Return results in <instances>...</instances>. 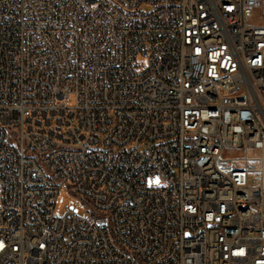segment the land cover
Wrapping results in <instances>:
<instances>
[{
	"label": "built area",
	"instance_id": "built-area-1",
	"mask_svg": "<svg viewBox=\"0 0 264 264\" xmlns=\"http://www.w3.org/2000/svg\"><path fill=\"white\" fill-rule=\"evenodd\" d=\"M0 201V264H264V0H0Z\"/></svg>",
	"mask_w": 264,
	"mask_h": 264
},
{
	"label": "rangeland",
	"instance_id": "rangeland-1",
	"mask_svg": "<svg viewBox=\"0 0 264 264\" xmlns=\"http://www.w3.org/2000/svg\"><path fill=\"white\" fill-rule=\"evenodd\" d=\"M71 207L77 208L80 211L81 216H86V212L79 198L72 195L67 189H64L60 192L57 198L55 215L58 217H63Z\"/></svg>",
	"mask_w": 264,
	"mask_h": 264
}]
</instances>
